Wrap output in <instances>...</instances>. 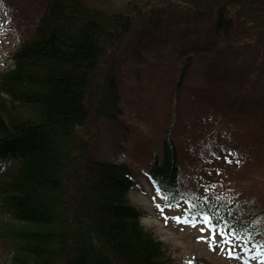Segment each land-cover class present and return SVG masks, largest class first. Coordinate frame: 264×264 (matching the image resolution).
Listing matches in <instances>:
<instances>
[{
  "label": "trees",
  "instance_id": "16d2710c",
  "mask_svg": "<svg viewBox=\"0 0 264 264\" xmlns=\"http://www.w3.org/2000/svg\"><path fill=\"white\" fill-rule=\"evenodd\" d=\"M135 1L115 0L128 6L114 10L111 3L107 8L86 0H40L44 14L35 35L15 54V67L0 74V156H14L0 175V241L11 255L7 264H174L165 256V244L144 226L142 211L131 202L132 164L97 156L89 129L99 122L117 124L125 112L121 104L130 98L123 90L128 75L116 58L125 56L119 52L125 34L123 39L132 34L136 44L153 48L156 43L146 42L153 41L148 31L162 29L170 7L182 4L179 11L214 16L206 35L207 53L189 45L188 37L195 32L174 40L179 41L176 63H183L177 70L181 88L194 61L200 56L210 59L215 38L226 40L240 27L232 6L242 8L244 3L156 0L136 5ZM128 2H135L133 11ZM146 4H150L147 11ZM130 15L141 16L146 32L131 29ZM259 27L255 56L246 53L231 61L224 53L208 63L207 82L236 76L231 80L239 81L241 92L254 84L264 90V62L258 61L264 57V24ZM133 73L140 76L139 70ZM260 94L258 102L264 100ZM171 127L174 124L166 129L162 151L147 169L165 205L182 199L183 160ZM239 206L237 201L196 197L186 212L207 213L235 237L264 244V226L246 211L242 214L244 209L237 212ZM204 261L195 257L190 264Z\"/></svg>",
  "mask_w": 264,
  "mask_h": 264
},
{
  "label": "rangeland",
  "instance_id": "374dc122",
  "mask_svg": "<svg viewBox=\"0 0 264 264\" xmlns=\"http://www.w3.org/2000/svg\"><path fill=\"white\" fill-rule=\"evenodd\" d=\"M86 1L102 3L107 8L111 3L114 10L128 6L115 0ZM149 1L154 0L135 2L138 5L151 3ZM135 2H128L129 11L136 8ZM8 3L10 7L0 2V69L11 67L12 53L35 27V14L41 8L40 0H8ZM243 3L242 8L232 6V11L239 16L240 27L226 40L215 38L214 49L209 48L214 50L209 54L210 59L200 56L202 58L195 60L194 66L183 77L181 88L179 79L182 75L177 70L183 67V63L181 60L176 63L177 43L184 35L195 32L196 35L188 37L189 45L207 53L206 35L214 16L179 11L182 5L170 7L163 22L165 29L148 31L153 41L146 42L156 43L153 48L136 44L132 34L123 39L125 34L119 44V52L125 56L116 54V58L122 61L117 62V66L128 75V84L123 90L130 98L121 104L125 112L119 115L121 122L117 124L99 122L89 129L93 140L96 139L92 150L97 156L115 162L127 160L132 164L135 183L129 191L131 202L143 212L142 223L165 244V256L174 264H190L195 257L205 259L206 264H264L263 248L257 245L249 250L243 249L244 240L241 238L235 241L228 234L218 235L219 243L215 248L210 247L209 241L203 237L224 230L217 225L211 228L203 216L189 217L186 214L190 201L196 197L207 201L225 199L227 202L237 201L244 209L242 214L247 215V212L257 225L264 226V100L257 101L264 90L254 84L248 91L241 92L237 80L217 82L212 79L207 82L204 77L205 71L209 70L206 69L208 63L220 59L224 53L233 61L246 53L255 56L254 52L259 50L254 45L261 33L259 26L264 24V1L243 0ZM149 7L150 4L146 11ZM140 17L129 16L131 29L144 33V20ZM164 38L172 41H163ZM176 38L179 41H174ZM126 47L131 49L127 51ZM221 48L225 49L222 53ZM258 61L264 62V57ZM137 70L140 76L133 73ZM138 81L142 84H137ZM190 98H197V101L190 104ZM209 98L216 103L224 101L223 104L233 107V112L228 115L223 112L213 120L208 105L204 104L210 101ZM240 103L246 106L242 110L239 109ZM173 124V137L183 160L182 199L175 205H164V197L145 173L153 155L161 149L166 129ZM259 135L261 142L256 141ZM178 216L186 217L188 222L183 219L178 222L175 219ZM228 240L231 243H225ZM229 251L233 255L230 256ZM4 253V243L0 241V264H7L6 259L11 256Z\"/></svg>",
  "mask_w": 264,
  "mask_h": 264
},
{
  "label": "snow or ice",
  "instance_id": "6c2138e0",
  "mask_svg": "<svg viewBox=\"0 0 264 264\" xmlns=\"http://www.w3.org/2000/svg\"><path fill=\"white\" fill-rule=\"evenodd\" d=\"M158 207H159V205H158ZM202 215H204V217H205V223L211 225V228H215V225H212V224H211V220H212V218H211L207 213H202ZM175 219H176L178 222H180L182 219H183V222H185V223L188 222L186 217L182 218V217H179V216H178V217H175ZM193 226H195V225H193ZM209 230H210V229H209ZM201 231H206V229L201 228ZM218 235H219L220 237H223V236L227 235V233L224 232V231H220L219 233L213 231V232H211V235H210L209 237H203V239H206L207 241H209V246H210V247L215 248V245L219 243V240H218V238H217ZM200 238H201V237H198V239H200ZM225 243H231V241L228 240V241H225ZM229 255L231 256V255H233V253H232L231 251H229Z\"/></svg>",
  "mask_w": 264,
  "mask_h": 264
}]
</instances>
